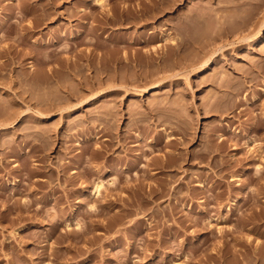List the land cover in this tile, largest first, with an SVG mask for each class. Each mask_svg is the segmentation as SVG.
Masks as SVG:
<instances>
[{"label": "rangeland", "instance_id": "obj_1", "mask_svg": "<svg viewBox=\"0 0 264 264\" xmlns=\"http://www.w3.org/2000/svg\"><path fill=\"white\" fill-rule=\"evenodd\" d=\"M0 31V264H264V0H0Z\"/></svg>", "mask_w": 264, "mask_h": 264}, {"label": "bare ground", "instance_id": "obj_2", "mask_svg": "<svg viewBox=\"0 0 264 264\" xmlns=\"http://www.w3.org/2000/svg\"><path fill=\"white\" fill-rule=\"evenodd\" d=\"M95 1L98 2L99 0H95ZM100 2H101V0H100ZM4 22H5V21H4ZM244 23H245V22H244ZM244 23H243V24H244ZM21 28H22V27H21ZM21 28H19V32L17 31V33H18V34H17V37H18V35H20V36L18 37V39L21 38V36H22L21 33L23 32V28H24V27L22 28V32H20V31H21V30H20ZM1 31H3V30H1ZM1 31H0V32H1ZM8 31H9V30H8ZM3 32H4V31H3ZM3 32H2V36H3ZM6 32H7V30L5 31V33H6ZM9 32H10V31H9ZM9 32H8V33H9ZM5 33H4V34H5ZM19 33H20V34H19ZM26 33H27V30H26ZM27 34H28V33H27ZM5 35L8 36L7 33H6ZM24 35L26 36V34H23V36H24ZM3 37H4V36H3ZM182 37H184V36H182ZM22 38H23V37H22ZM22 38L19 40V42H21ZM178 38H180V37H178ZM23 39L26 40L27 38H23ZM175 39H176V38H175ZM175 39H174V40H175ZM172 40H173V39H172ZM182 40H183V38H182ZM184 40H187V37H186V39L184 38ZM184 40H183V41H184ZM17 41H18V40H17ZM26 41H27V40H26ZM26 41H23V42L25 43ZM23 42H21V43H23ZM188 43H189V42H188ZM188 43H186V46H185V44H183V45H184L183 47L185 48V50H186V48H187V46H188V45H187ZM174 44H175V46H176L178 49L182 46V43H180V41H176ZM4 48H5V47H4ZM173 48H174V45H173ZM177 48H176V49H177ZM173 50H174V49H173ZM181 50H182V51H185L184 49H180V51H181ZM182 51H181V52H182ZM176 52H177V51H176ZM174 53H175V52H174ZM178 53H179V52H178ZM183 53H184V52H183ZM179 54H180V53H179ZM212 54H213V53H212ZM214 54H215V53H214ZM173 55H176V54H173ZM180 55H181V54H180ZM181 57L185 58L186 55H185V57H184V56H181ZM211 58H212V56H211V57L209 56V58H207V59H205V60H203V61L201 60V61H202L201 64L198 65V67L201 68L200 70H202V69L205 70V68H206V67H209L210 64H211V66H212ZM185 59H186V58H185ZM181 60H182V58H181ZM198 60H199V59H198ZM212 60H213V59H212ZM177 61H178V60H177ZM194 61H195V60H194ZM194 61H193V63H194ZM178 63H180V60H179ZM0 65H1V64H0ZM260 66H261V65H260ZM260 66H257V67H259V70L262 69V66H261V68H260ZM0 67H1V66H0ZM2 67H3V65H2ZM260 71L262 72V70H260ZM260 71H259V73H258V71H257L256 73H257V74H261ZM22 75H23V74H22ZM255 76L257 77V75H255ZM24 78H25V76L22 77L23 81L25 80ZM22 79H21V80H22ZM11 81H12V80H11ZM23 81H22V82H23ZM24 82H25V81H24ZM19 84H20V82H19ZM156 84H157V82H156ZM156 84H153V85H152V84H151V85L149 84L150 86L148 85V87H145V88L142 89V90H144L145 92H149V90L157 88V85H156ZM20 85H21V84H20ZM87 102H88V101H87ZM112 114H113V112H112ZM114 114H115V113H114ZM111 117H112V119H113V115H112ZM116 117H117V116H116ZM116 117L114 116V118H116ZM48 118H49V117H48ZM109 119H110V118H109ZM162 120H163V119H162ZM110 121H111V119H110ZM135 123H136V122H135ZM137 124H138V121H137V123H136L135 125H137ZM135 125H134V126H135ZM132 127H133V126H131V128H132ZM164 130H165V129H164ZM165 131H166V130H165ZM114 133H115V132H114ZM166 133H167V132H166ZM166 133H164V134H166ZM117 134H118V133H117ZM117 134H116V135L112 134V135L115 137V136H117ZM121 135H122V134H121ZM166 135H167V134H166ZM166 135H164V136L166 137V139H167V137H168V139H169L170 136H166ZM164 136H163V134H162V137H163V138H164ZM119 137H120V135L116 138V139H117L116 142L118 141V138H119ZM121 137H122V136H121ZM121 137H120V138H121ZM112 138H113V137H112ZM120 138H119V139H120ZM160 138H161V137H160ZM160 138H159V139H160ZM163 138H161V139H163ZM113 139H115V138H113ZM168 139H167V140H168ZM121 140H122V138H121ZM151 140L153 141V139H151ZM151 140H150V141H151ZM170 140H171V138L169 139V141H170ZM111 141H114V140H111ZM119 141H120V140H119ZM148 141H149V140H148ZM148 141H147V142H148ZM152 141H151V142H152ZM161 141H162V140H161ZM169 141H168V142H169ZM151 142H150L149 144H151ZM154 142H155V140H154ZM156 142L159 144V142H158L157 140H156ZM168 142H166V143H168ZM79 143H80V142H79ZM114 143H115V142H114ZM114 143H111V144L114 145ZM157 143H154V144H157ZM109 144H110V143H109ZM109 144H108V145H109ZM154 144H153V146H154ZM100 146H101V145H100ZM155 146H156V145H155ZM97 148H100V147L98 146ZM102 149H103V148H102ZM169 150H170V149H169ZM99 151H101V150H99ZM102 151H103V150H102ZM102 151H101L100 153H102ZM166 151H168V149H167ZM95 152H96V151H95ZM165 153H167V152H165ZM169 153H170V152H169ZM169 153H167V155H168ZM96 155H97V154H96ZM98 155H99V154H98ZM165 155H166V154H165ZM99 156H101V155H99ZM99 156H98V157H99ZM161 156H162V154H161ZM165 157H168V156H165ZM161 159H162V160H161ZM163 159H164V156H163V158H160V159H158V160L163 161ZM168 159H169V158H167V160H168ZM119 160H121V159H119ZM165 160H166V158H165ZM163 162H164V161H163ZM163 162H159V163H163ZM165 163H166V161H165ZM165 163L163 164L164 166H165ZM159 165H160V167H163V166H161L162 164H159ZM166 165H167V164H166ZM122 166H123V165H122ZM258 166H259V165H258ZM123 167H124V166H123ZM126 167H127V166H126ZM118 168H119V167H118ZM116 169H117V168H116ZM125 169H126V168L124 167V168H123V171H125ZM258 169H259V167H258ZM120 170H121V169H120ZM148 170H150V168H149ZM151 170H152V169H151ZM151 170H150V171H151ZM116 171H117V170H116ZM126 171H127V170H126ZM127 173H128V172H127ZM152 173H153V172H152ZM100 181H102V180H100ZM100 181H99L98 183H97V182L95 183V185H94L95 188L93 187V189H94V191L92 190V191H93V192H92V195H93V196L99 194L102 185H104V182H100ZM102 183H103V184H102ZM112 184H113V183H112ZM94 197H95V196H94ZM229 209H231V207H228V210H229ZM75 224L78 225L79 223L76 222ZM174 264H178V263H176V261H175Z\"/></svg>", "mask_w": 264, "mask_h": 264}]
</instances>
